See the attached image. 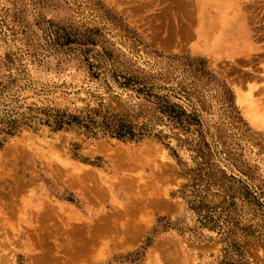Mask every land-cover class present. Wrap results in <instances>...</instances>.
I'll return each mask as SVG.
<instances>
[{"label": "rangeland", "instance_id": "rangeland-1", "mask_svg": "<svg viewBox=\"0 0 264 264\" xmlns=\"http://www.w3.org/2000/svg\"><path fill=\"white\" fill-rule=\"evenodd\" d=\"M0 264H264V0H0Z\"/></svg>", "mask_w": 264, "mask_h": 264}, {"label": "trees", "instance_id": "trees-1", "mask_svg": "<svg viewBox=\"0 0 264 264\" xmlns=\"http://www.w3.org/2000/svg\"><path fill=\"white\" fill-rule=\"evenodd\" d=\"M118 134V136L120 137V138H123V137H125L126 135H131V136H133L134 134L132 133V132H128V134H125L124 132H122V130L120 129V131L117 133Z\"/></svg>", "mask_w": 264, "mask_h": 264}, {"label": "bare ground", "instance_id": "bare-ground-1", "mask_svg": "<svg viewBox=\"0 0 264 264\" xmlns=\"http://www.w3.org/2000/svg\"><path fill=\"white\" fill-rule=\"evenodd\" d=\"M203 1V0H202ZM228 19V18H227Z\"/></svg>", "mask_w": 264, "mask_h": 264}]
</instances>
